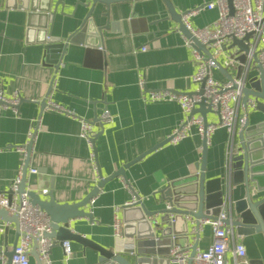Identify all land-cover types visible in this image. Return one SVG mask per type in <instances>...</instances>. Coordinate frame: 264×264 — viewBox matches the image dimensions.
Returning <instances> with one entry per match:
<instances>
[{"label": "crops", "instance_id": "crops-1", "mask_svg": "<svg viewBox=\"0 0 264 264\" xmlns=\"http://www.w3.org/2000/svg\"><path fill=\"white\" fill-rule=\"evenodd\" d=\"M210 1L213 0H171L181 13ZM20 3L21 0H0V91L7 97L19 93L22 98L16 110L12 106L0 110V192L8 194L18 177L25 157L19 148L27 144L28 133L39 120L30 154V166L37 173H28V188L42 195L52 190L59 203L79 202L99 182L100 171L105 177L111 176L122 165L168 139L170 132L185 119L180 103L149 102L144 97L158 90L181 93L199 90L200 84L193 80L198 63L163 0L119 1L109 6L97 2L92 14L97 26L107 24L106 14L110 13V26L103 30L101 39L85 30L91 13L87 4L92 5L91 0H62V3L35 0L36 10L19 8ZM41 7H49V14L56 10L57 14L51 19ZM218 17L219 8H206L192 17L191 22L196 28L213 26ZM44 28L48 31L45 38L41 30ZM48 37L57 44L63 41L64 50L58 51L56 47L54 52L47 51ZM228 54L237 61L233 66H225L230 72L236 74L246 66L248 60L238 46L230 47ZM212 76L219 82H228L218 68L212 70ZM259 76V69L252 66L249 78ZM140 77L146 82L144 89ZM44 99L62 110L50 106L43 109ZM236 106L238 114L249 117L252 125L260 124L264 132V111L254 105L246 109L242 99ZM103 109L113 119L104 124L98 136L96 161L91 158L93 148L80 132L82 119L92 122ZM207 115L209 122L220 121L218 114ZM101 129L94 124L96 134ZM233 140L234 134L224 126L218 127L208 140L205 170H199L205 173L207 195L221 192L224 187ZM202 145L203 138L195 135L151 151L126 168V176L109 180L92 198L94 202H90L88 210L93 212L94 221L86 217L73 219L71 229L91 242L112 248L116 245L115 217L119 215L125 224L124 204L137 192L145 197L143 203L149 210L167 208L168 201L160 191L170 181L198 171L195 166L202 163ZM259 145L255 158L262 155L264 140ZM258 181L264 186L263 174H259ZM255 188L257 194L258 184L251 183V190ZM45 190L48 191L44 193ZM239 193L243 195L242 191ZM193 220L178 221L176 236L183 245L195 243L190 232ZM0 226L4 227L0 231V248L3 252L11 251L17 226H7L1 219ZM187 226L189 240L184 238ZM197 240L201 250H207L213 243L209 224L204 225ZM69 241L72 254L68 259L63 245L57 243L52 247L53 264H99L95 248ZM249 254V264L263 262L250 249ZM227 256L232 261L230 252ZM30 261L39 264L33 255Z\"/></svg>", "mask_w": 264, "mask_h": 264}, {"label": "water", "instance_id": "water-1", "mask_svg": "<svg viewBox=\"0 0 264 264\" xmlns=\"http://www.w3.org/2000/svg\"><path fill=\"white\" fill-rule=\"evenodd\" d=\"M35 0H21L19 8L36 10L33 6ZM92 5L87 4L90 7V15L85 24V30L90 35H99L101 39L104 29H108L110 26L108 12L106 16L108 17L107 24L104 26H97L94 22L92 14L94 13V7L97 2H102L103 4L109 6L113 2L119 1H129V0H91ZM166 3L167 9L169 10L171 19L178 24L181 32L192 41L194 47H196L200 52L202 51L207 55V58L215 61L217 68L224 74L228 82L232 84V89H240L243 105L247 109L248 106L254 105L255 108L264 111V68L257 58V52L251 49L248 41L252 37V33L246 34L242 38H233L232 45H224V50H229L230 47L238 46L243 53V57L248 60L245 67L238 70L236 74L230 72L222 63L214 58L212 52L207 48L205 44L200 43V41L193 35V33L186 27L185 23L182 21L183 12H179L173 6L171 0H163ZM49 2V0H48ZM62 3V0H60ZM229 8H231V13L234 12L233 0H228ZM42 10L46 11L44 13L48 14L51 19L57 14L56 10L52 11L50 14L49 7H41ZM42 27H46V24ZM44 33L43 38L48 36V31L46 29H41ZM47 38V37H46ZM64 42L61 41L59 44L55 43L54 40L49 39L45 43V48L47 51L54 52L55 50H64ZM101 46V44H99ZM57 47V48H56ZM252 66H256L260 71L259 78H249V71ZM205 81H202L200 89L197 91H188L182 94H187L189 96L202 95L204 92ZM181 93V92H176ZM24 100V99H23ZM42 108L48 106V101L44 99L42 101ZM208 113L219 114L218 111L213 110L212 107L206 102V98L203 97L202 101L197 104L192 111V114L202 115L204 118L205 126L209 125ZM93 124H99L101 130L96 134L93 139V152L95 153L96 161H98V153L96 147V141L98 136L103 132L104 123L100 121V118L96 117ZM234 140L232 145V153L229 158L227 169L224 174V187L221 192L216 194L207 195L208 185L205 182V173L200 172V169L205 170L206 158H207V146L209 137L207 134L203 137L202 145V163H198L195 167L197 172L187 178H181L178 180L170 181L167 188L162 189V193L165 200L168 203L173 204L172 207L164 208L162 210H149L143 202H139L134 206L124 207V226L122 236L116 238V245L112 248L105 247L103 245L91 242L85 239L83 236L76 234L71 229L70 222L76 218L86 217L90 221H94L93 212L88 210V205L91 199L96 197L100 190L105 186V184L116 178V176H126V168L133 165L135 162L140 161L145 156L151 153V151L164 146L170 139L158 143L151 147V149L145 151L144 153L136 156L134 160L122 165L113 175L105 177L100 171L99 182L92 187V190L79 202L69 203H59L55 200L53 191L42 195L37 190L33 188H28V166L31 160V150L33 147V141L27 144L26 152L27 159L23 168V176L21 182L18 185L17 193L23 194L28 192L32 204L38 205L46 213L50 215L51 225L53 230L47 233L48 236L54 239L55 245L65 240H76L77 242L84 243L95 248L99 253V264H171L168 256L170 249L173 244L183 245L180 242V238L176 236V227L179 220H184V215H192L197 222L200 219L206 218H216L220 212L227 211L230 213V217L224 219L225 223L232 225L236 234L243 237V242L246 245L247 255L249 254V249L255 254V257L262 260L261 264H264V186L259 184L258 176L259 174L264 175V149L262 155L255 158L254 154L256 152V147L260 146L259 142L263 144V134L264 132L260 128V124L255 125L250 124L249 117H247L246 122L240 125L238 130V125L233 129ZM239 141V144L236 143ZM257 183L259 192L253 195L251 192V183ZM243 192V195L239 193ZM15 191L12 189L8 192V199L11 200L12 195ZM174 213L175 220L170 222V215ZM0 219L7 225L15 224L17 226L16 238L14 241V246L11 251L4 252L7 257V264H12V257L15 253L19 237L21 235L18 226V215L10 213L7 209L0 206ZM188 226L184 231V238L189 240V230ZM172 234L174 238L171 237ZM46 235V236H47ZM38 237L33 238V250L31 255H33L39 264H43L39 258V244L37 243ZM198 248V241L192 246V255L195 254ZM3 251L0 248V253ZM253 254V255H254ZM191 264V261L190 263Z\"/></svg>", "mask_w": 264, "mask_h": 264}, {"label": "built area", "instance_id": "built-area-1", "mask_svg": "<svg viewBox=\"0 0 264 264\" xmlns=\"http://www.w3.org/2000/svg\"><path fill=\"white\" fill-rule=\"evenodd\" d=\"M214 9L219 8L218 20L213 26H206L196 28L192 25L191 19L197 15L202 9ZM234 12L231 13L228 0H213L210 2H204L196 7L183 11L182 21L186 27L190 29L193 35L205 44L207 48L212 52L214 58L218 61H222L226 67L233 66L237 61L231 58L228 54V50H224V45L231 46L233 38H242L246 34L252 33V37L248 41L251 49L257 52V58L260 60L264 68V0H233ZM185 44L189 45L193 49V55L195 61L198 63V70L193 76V80L202 84L205 81L204 92L202 95L189 96L187 94L176 93L172 90H158L151 91L144 97L146 101H178L184 112L185 119L174 128L170 134L169 139L172 143H179L185 140L187 137L199 135L202 138L205 134L210 136L214 131L221 126L228 129L231 135L234 134V127L236 125H243L246 122L247 117L241 116L237 113V104L242 99L240 89H232L230 82H219L212 76V70L217 68L215 61L207 58V55L200 52L193 46L192 41L184 35ZM147 48H143L146 50ZM141 88L146 87V82L140 77ZM203 97L206 98V102L220 114V121L218 123H209L205 126L204 118L199 114H192V111L197 104L202 101ZM21 96L19 93H15L14 96L7 97L2 91H0V110L2 107L12 106L15 110L21 103ZM54 107L60 109L57 105L48 102L47 107ZM102 123L111 122V117L107 109H103L98 115ZM37 120L31 130L28 133L29 144L36 139ZM96 132L94 130V124L86 119H82V127L80 135L83 136L90 146L93 148V139ZM20 147L22 151L24 161L20 166L19 175L11 185V189L14 194L11 200L8 199V195L0 192V206L7 209L12 214L18 215V226L21 235L18 240V245L15 249V253L12 257V264H31L30 256L33 250V238L38 237L37 243L39 244V258L43 264H53L51 260V249L55 245L54 239L47 235L52 232L53 226L51 225V218L46 211L40 208L38 205L32 204L28 192L23 194L17 193V188L21 182L23 176V168L27 159L26 147ZM93 150V149H92ZM232 149L230 148L229 155L231 156ZM91 158H95V153L92 151ZM27 173H37V169L28 166ZM10 189V190H11ZM48 190H45L46 193ZM253 195H256V188L251 190ZM145 197L140 196L137 192L133 194L130 201L126 202L125 206H134L139 202H143ZM94 199L91 200V203ZM169 204V203H168ZM173 204H169L167 208L170 209ZM230 217V213L222 211L216 218L200 219L199 222L194 219L190 214L184 215V218L192 219L194 225L191 229V235L197 242V238L204 225L209 224L213 231V243L207 248V250H201L197 248L194 255H192V246L190 243L187 246H180L173 244L167 257H169L171 264H249V258L246 252V245L243 242V237L238 236L232 225L225 223L226 218ZM175 220L174 213L170 215V222ZM114 235L118 237L122 236L123 223L118 216L114 219ZM0 231H4V227L0 226ZM47 235V236H46ZM174 238V234L171 235ZM63 243L64 252L68 259L72 254V244L69 240H65ZM232 255V261L229 259L228 253ZM0 261L2 264H7V257L2 251L0 253Z\"/></svg>", "mask_w": 264, "mask_h": 264}]
</instances>
